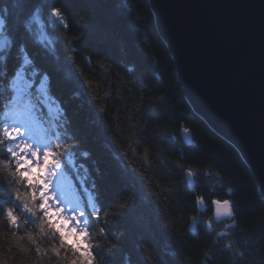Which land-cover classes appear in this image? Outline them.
I'll use <instances>...</instances> for the list:
<instances>
[{"label":"trees","instance_id":"obj_1","mask_svg":"<svg viewBox=\"0 0 264 264\" xmlns=\"http://www.w3.org/2000/svg\"><path fill=\"white\" fill-rule=\"evenodd\" d=\"M56 3L68 27L49 15V0H0V20L13 41L0 53V114L10 95L6 82L27 55L33 71L50 77L43 103L54 118L63 110L68 171L82 193H95L101 209L100 221H91L98 264H200L202 257L206 264H264V199L238 151L185 99L149 0ZM37 7L40 22L28 31ZM184 127L191 144L181 137ZM192 170L190 189L185 172ZM12 187L24 191L0 172V213L19 204ZM197 199L204 213L196 211ZM217 199L231 201L235 225L233 218L213 220ZM20 211L30 226L31 214L22 204ZM17 217L14 231L26 238ZM111 243L118 250L110 251ZM29 244V252L51 259L37 252H47L48 236Z\"/></svg>","mask_w":264,"mask_h":264},{"label":"water","instance_id":"obj_2","mask_svg":"<svg viewBox=\"0 0 264 264\" xmlns=\"http://www.w3.org/2000/svg\"><path fill=\"white\" fill-rule=\"evenodd\" d=\"M149 4L185 99L238 151L264 199V0ZM181 137L185 144V139L191 140L182 130ZM186 179L192 189L189 172ZM197 207L205 209L202 200H197ZM194 227L191 221L190 229Z\"/></svg>","mask_w":264,"mask_h":264},{"label":"snow or ice","instance_id":"obj_3","mask_svg":"<svg viewBox=\"0 0 264 264\" xmlns=\"http://www.w3.org/2000/svg\"><path fill=\"white\" fill-rule=\"evenodd\" d=\"M49 3L53 5L48 10L49 15L68 27L64 23L63 8L56 0ZM42 12L37 7L29 14L25 23L28 31L40 22ZM12 44L0 20V53ZM30 63L29 57L24 55L22 63L7 80L5 86L10 95L0 114V155L7 161L14 184L24 186L23 192L12 187L9 195L28 213L38 214L41 231L51 236L47 252L37 247V252L50 255L48 264H98L94 249L99 245L92 243L91 221H100L101 209L95 193H82L68 171L66 158L72 148L62 131L60 113L63 110L60 109L55 118L52 116L43 103L46 95L51 94L50 77L33 71ZM185 140L192 143L188 138ZM226 200L231 203L228 199H217L211 200V204L219 212ZM16 207L5 211L13 225L19 222Z\"/></svg>","mask_w":264,"mask_h":264},{"label":"clouds","instance_id":"obj_4","mask_svg":"<svg viewBox=\"0 0 264 264\" xmlns=\"http://www.w3.org/2000/svg\"><path fill=\"white\" fill-rule=\"evenodd\" d=\"M82 35V34H80ZM80 36H78L76 39H79ZM183 133L185 135L190 134V130L187 127H184L182 129ZM143 159L145 162L148 161V156L145 153ZM7 171L8 175L10 176V171L7 167V164L5 163L4 158L0 159V172ZM194 170L190 172V174H194ZM217 175H220L217 173ZM11 183V181H9ZM199 202V201H198ZM17 215L20 216V228L24 229L28 235L25 238L22 235H17L14 231V225L10 224L6 213H0V262L2 264H35V261L39 260L40 264H48V261L50 259H41L40 257H37L35 253L29 252L28 249L30 247L29 242L32 244L36 243L37 240L43 241L44 236H48L49 240H51V236L46 231H41V220L39 218V215H32V223L30 226L26 227L27 221L24 218V213L22 211L18 212ZM215 216H221V217H234V213L231 208V203H229L227 200L225 201V204L221 206L219 212H215ZM196 216L192 215L190 217V220L195 222ZM231 224L235 225L236 220L233 218L231 219ZM227 227V225H226ZM35 232V239L32 237V233ZM219 234V233H218ZM21 240H25V243H21ZM234 241H228L226 243V246H230ZM43 250V248H41ZM118 250L117 243H111L109 246V250ZM211 251L210 248H207L204 250V254L207 255ZM237 254L242 256L243 251L240 249H236ZM50 258V255H49ZM200 264H206V261L203 260V257L200 261Z\"/></svg>","mask_w":264,"mask_h":264},{"label":"bare ground","instance_id":"obj_5","mask_svg":"<svg viewBox=\"0 0 264 264\" xmlns=\"http://www.w3.org/2000/svg\"><path fill=\"white\" fill-rule=\"evenodd\" d=\"M192 175V174H191ZM185 176H186V172H185ZM187 180V179H186ZM187 186H188V184H187ZM189 187V186H188ZM75 190V189H74ZM197 200H202V199H197ZM197 200L195 201V208H196V211L198 212V213H204L205 212V209H206V205H205V203H204V205H205V209L203 210V211H201L200 209H198V207H197ZM203 201V200H202ZM212 205V204H211ZM233 211V210H232ZM212 215H213V220L214 221H216V222H218L216 219H215V217H214V213H213V206H212ZM231 218H233V217H231ZM229 218H225V219H220V220H228ZM219 220V221H220ZM194 223V225L196 224V221L195 222H193ZM195 228V227H194Z\"/></svg>","mask_w":264,"mask_h":264}]
</instances>
